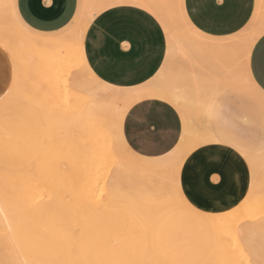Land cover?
I'll return each instance as SVG.
<instances>
[{
	"label": "rangeland",
	"instance_id": "rangeland-1",
	"mask_svg": "<svg viewBox=\"0 0 264 264\" xmlns=\"http://www.w3.org/2000/svg\"><path fill=\"white\" fill-rule=\"evenodd\" d=\"M166 1L169 4L174 2V0ZM2 8L5 9V6H2ZM255 11L258 12L259 18H264V13H262L260 8V0H255ZM1 13L4 15L3 17L0 15L1 30H9H7V35L4 30L5 34L0 35V37L6 35L0 41V48L8 57L7 66L11 74L5 90L0 95V198L7 202L6 205L9 206L11 211H15L17 219L21 221L19 225L21 223L23 232L19 236L20 240L17 243L26 256L33 258L35 264H43V260H48L47 262H49L50 259V262H54V264H124L123 259L119 258L120 253L113 251L117 249V241L108 237L106 232L92 233L89 229L90 227L104 228L113 223L114 227L125 225L126 228H137L140 226L146 229L147 233H150L156 226L153 233V244L163 261H157L153 257L152 235H149L147 236L148 253L143 259L145 264H166L165 262L177 264L181 260H199L200 264H264V96L259 94L246 95L244 92L245 86H241L238 89L234 88L233 85L229 87L233 99L227 108V116H229L230 122L225 125L226 132H228L232 141L247 152L252 162L249 163L247 159H244L243 163L249 171L248 175L245 173V178H248L247 183L245 182L248 188L243 183L245 188L242 186V190L240 188L238 192L240 195L238 193L235 195L232 191L234 188L231 185V180H229L232 173L229 170L230 167H227L228 169L225 168V162H219L220 159L219 161H217L218 159H211L215 160L213 163H216V165L210 164V161L206 160L205 155L201 153L203 152L201 147L204 149L206 145L203 141L206 142L210 138L208 132L212 130V125L196 105L183 107V111L188 118L187 124L183 122L182 133L185 136V141L180 149V154L172 160L167 156L163 158L164 161L160 162L159 157L147 158L137 155L129 149L123 139L122 121L129 106L145 95H170L169 84L179 83L180 79L171 71L172 65H169L156 80V83L159 84L167 83L164 87L167 90L149 86L141 91V97L138 96L140 94L134 96L123 105L120 113L113 118L112 121L115 122L114 130L111 127L112 121L105 128L99 123L96 124L94 122L92 124L93 122H91V125L90 122H85L90 125L83 124L82 138L87 139L81 140L76 136L79 135L77 124L72 122L71 130L64 131L63 129L64 133L59 126L61 123L58 120L61 119L54 117V115L58 114L57 111L59 114L64 113L66 107L64 97L59 93L58 95L62 98L58 96L57 92L53 91L52 93L50 89V86H55V84L50 83L49 77L46 76L49 55L31 52L30 54L20 51L19 55L16 56L11 50V42H8L10 40L8 34L14 33L13 35L15 36L16 33L21 32L6 10L1 9ZM183 30L184 28H181V31ZM67 32L68 27L63 31L55 32L53 35H61ZM3 39L6 41H3ZM68 47L70 51H75L76 46L71 40H69ZM213 55L217 56V53H213ZM210 58L199 57L197 61L199 64H201V61L209 64ZM222 58L224 60V57ZM235 62L238 63L236 59ZM197 69L202 76H205L201 71L200 65ZM81 75L86 80L87 77L83 73ZM13 76L16 77L13 78ZM57 76L58 79L62 78H60V74H57ZM62 76L63 78L66 77L64 74ZM86 81L92 87L97 86L88 79ZM11 90L13 94H17V91L25 92L30 97V102L23 101L18 96L8 95ZM70 98L69 103L71 100L78 102L79 99V103H83L81 98H78L77 101L76 97ZM5 103L7 106L3 107ZM70 104L74 106L73 102ZM61 105L62 107H60ZM222 105L224 104L219 102V108ZM56 106H58L57 110ZM52 110H54V115L50 112ZM50 116L51 118H49ZM51 128L52 131H50ZM91 129L94 130L91 131ZM89 132L100 135L99 137L96 135L97 137L94 136V138L100 139L103 143L113 142L114 138H116L127 156L137 162L150 165L153 169L157 167L155 172L153 174L136 172V176H130L132 183L136 181L137 184L135 183V186L132 184L128 185L130 183L128 178V180L124 179L126 184L124 180L123 183L121 182L120 195L122 196L119 198L121 200L115 203L110 202L109 204L104 192L107 190L108 184L106 179L113 173L115 164L109 159L107 160L108 163L104 160L105 163L104 161L103 163L105 165L102 164L101 167L102 173L101 170L97 169L96 180L92 184L96 188L93 189L92 187V190L87 193L85 187L88 186L91 178H93V172L98 167L95 162L99 160L96 157L97 153V155H94L91 151L89 152V148L87 149L91 141L95 143L93 138L92 140L89 138ZM47 133L48 135L52 133L49 136H52L53 140L46 136ZM60 134L61 136H59ZM88 138L90 139L89 142ZM46 139L50 141L48 142ZM84 140H87V143L83 144ZM192 157H195V159H192ZM88 162H91V164ZM177 162L179 163L178 167L175 166ZM108 164L111 166L110 168ZM88 166H91L90 169H88ZM105 168L108 171L105 172ZM211 169H216V184L210 192H205L202 190V171ZM103 170L106 174L109 173L106 175ZM224 170L227 173L223 172ZM173 172L175 173L174 185ZM3 173L5 174L3 175ZM227 174L229 175L227 176ZM105 175L106 178L104 177ZM101 178H105V181L103 182ZM149 180L151 184L148 183ZM144 181H146V185L143 183ZM244 181L246 180L244 179ZM244 181L242 180V182ZM99 182L105 187V190L98 185ZM135 187L139 188L140 191ZM46 189L55 191L61 195V198L63 196L68 197L64 198L63 202L65 204L61 205L58 203L56 207H47L49 195L45 192ZM124 189L127 190L125 191ZM143 189L149 190L144 191ZM245 189L249 191L246 192L244 191ZM241 191L245 192L244 194H248L244 195ZM75 195L79 196L78 199L76 198L77 205L79 208L82 207L81 209L76 207L78 210H74L73 203L68 201L70 199L72 201V196ZM181 195L197 213L194 218L181 219L179 217L176 199ZM80 196H85L83 199L87 203V208L84 207L85 203L82 202L83 204L81 205L83 199ZM122 197L124 198L122 199ZM90 198L91 201L89 200ZM92 202L95 204H92ZM88 203L90 209L93 205L91 209L93 212L90 214L87 212L89 215L85 213L89 208ZM97 203L99 204L97 205L98 207L96 206ZM94 206L97 207L96 210L93 208ZM138 207L143 209L140 212H146L150 215L153 213L152 211L157 209L156 207L163 209L153 216L151 222H148L150 219L143 220L139 214L140 212H138ZM90 209L88 210L90 211ZM79 210L82 213L85 211L84 213L87 214V217L83 213L84 215H81L82 218H80L81 212ZM262 224L263 226H261ZM177 234L183 239H178ZM134 238V243L137 244L138 237L135 236ZM101 240L106 242V248L97 245V241ZM11 241L9 232L0 220V250H3L0 252V264L6 262V264L10 262V264H16L17 259H13L14 261L12 258L7 259V257L12 256L10 251V248H12ZM178 247L183 252H189L190 250L189 254L185 255L183 252L178 254L176 252ZM43 249H46L44 255L48 254L45 255V258L42 257L41 253ZM57 258L61 260L57 261ZM17 263L19 262L17 261Z\"/></svg>",
	"mask_w": 264,
	"mask_h": 264
},
{
	"label": "crops",
	"instance_id": "crops-1",
	"mask_svg": "<svg viewBox=\"0 0 264 264\" xmlns=\"http://www.w3.org/2000/svg\"><path fill=\"white\" fill-rule=\"evenodd\" d=\"M183 7L188 21L200 32L203 40L202 43L192 45L185 53L176 52L170 57L167 36L160 21L149 10L139 5L121 3L104 9L90 22L83 40L85 61L92 73L102 82L125 91H135L122 103L117 115L123 105L140 94L144 87L156 85L157 77L169 65H173L174 60L191 62L190 66L194 68V74L180 78L179 83L170 85L176 86L181 92V84L187 80L191 88L193 85L192 91L184 90L187 94L215 93L210 114L213 133L229 149L247 153L232 141L226 132L225 125L230 122L227 108L224 105L219 108L216 98H223L226 80L225 44L231 43L233 35L241 30L237 29L236 25L244 20L245 16L251 19L255 10V0H183ZM11 9L16 21L18 17H23L29 22L31 31L23 28L27 32L40 37H55L58 36L53 35L55 32L63 31L67 27L70 29L75 24L81 13L82 0L80 2L79 0H11ZM209 41L213 42L211 47H209ZM213 53H217V56ZM199 57L210 58L209 64L216 67L222 79L211 76L206 80L197 69L200 65L197 61ZM7 61L8 57L0 48V95L5 90L11 74ZM231 85L238 89L244 86V81L230 83L227 85L228 88ZM138 96L141 97V94ZM204 101L207 102L208 99ZM5 106H7L6 103L3 107ZM183 107L185 106L182 101L171 92L170 95H145L137 99L129 106L122 121V135L126 145L142 157H159V161L162 162L163 158L168 156L172 160L180 154L185 141L182 133L183 122L187 124L188 118ZM143 113H155L159 127L152 125L142 115ZM213 125H215L214 128ZM147 127L156 128L161 133L159 141L151 144L143 143ZM117 143L123 151L118 140ZM137 163L147 165L142 162ZM46 205L56 207L50 202ZM19 222L21 221L16 216L13 230L16 243L23 232ZM89 229L92 233L106 232L108 237L114 238L117 241L116 248L124 249V251H118L119 258L123 259L124 264H145L143 259L148 253L147 236L152 235L153 257L157 261H163L153 244L156 226L150 233L140 226L137 228L114 227L113 223L104 228L90 227ZM135 236L138 237L137 244L133 242ZM45 251L46 249L41 251L43 258L48 255H44Z\"/></svg>",
	"mask_w": 264,
	"mask_h": 264
},
{
	"label": "bare ground",
	"instance_id": "bare-ground-1",
	"mask_svg": "<svg viewBox=\"0 0 264 264\" xmlns=\"http://www.w3.org/2000/svg\"><path fill=\"white\" fill-rule=\"evenodd\" d=\"M121 3H132V4L139 5V6L143 7V8H145V9L149 10L160 21V23L163 26V29H164V31L166 33V36H167L168 48H169L168 49V53H169V56L170 57H172L174 55V53H176V52H178V53H181V52L182 53H185L187 51V49H189L192 45H196V43H202L203 42V40L200 37V32L197 29H195L194 26H192V24L188 21L186 15H185L184 7H183V0H174V2L171 3V4H169V2H167L166 0H82L81 13H80L77 21L75 22V24L70 29H68V32L67 33H63V34L58 35V36H55V37H40V36H37V35H34V34H31V33L27 32L16 21L14 15H13L12 9H11V0H0V8L2 10H6L8 12L7 14L11 17L13 23L19 28L20 32L22 33V34L21 33H16L15 36L13 35L14 33L13 34H8V37L10 39L8 42L9 43L11 42V44H12L11 50L14 52V54H16V56L19 55V52L20 51H23V52H26V53H30L31 52V53H34V54L41 53V54H47V55H49L48 56V59L46 58L47 61H48L47 62L48 63V69H47L48 72H47V75L46 76L49 77V82L50 83L55 84V86L54 85L52 86L50 84L52 86V87L50 86V89L52 90V93L54 91V92H57V95L59 93L60 95H62L64 97V99H65V107H66V111L64 113H61L62 110L60 111L61 114H59L58 111H57L58 114H56V112H54L56 114V116L53 114V111L54 110H52L50 112L54 115V117H58V118L61 119V120H58V121L61 123V125H59V126L62 128V131H63V129H64V131H68L71 128V123L72 122L75 123V124H77V128H78L79 135H76V136L79 137V139H81V140L87 139V138H82V133L84 131L83 124H86L85 122H90V124H91V122H93L92 124H94V122H95L96 124L97 123L102 124L103 128H105V126L107 127V125L113 120V118L116 117L117 112H118L120 106L122 105V103L132 93L135 92V91H131V90L130 91H127V90L125 91V90L119 89L117 87H114V86H111V85H108V84L102 82L89 69V67H88V65H87V63L85 61L84 51H83L84 35H85V32H86V30H87L90 22L95 17V15H97L98 13H100L101 11H103L104 9H106V8L112 6V5L121 4ZM2 6L3 7L5 6V9H3ZM0 15L2 17L4 16V15H2V13ZM3 20L6 21V19H4V18H3ZM250 20L253 21L252 26H251V32H247V31L240 30L238 33H236V34L233 35V40L231 41V43H226L225 44L226 49H225L224 74H225V77H226L225 78L226 79L225 80V84H227V85L230 84V83H233V82H237V81H244L242 71H237V69L239 68V62L238 63L235 62V55H234L235 49L240 44H242L244 41H246L247 39H249L251 37V34L253 32L254 33H259L260 30L262 28H264V18H259L257 11L253 12V15H252V17H251ZM0 21H1V19H0ZM181 28H184V30L181 31ZM1 29L2 28L0 27V32H2V33H0V35L1 34H5V32H6V35H7V32H8L7 30H9V29H5V30L3 29L5 32L3 30H1ZM5 36L4 35L1 36L0 37V41H2L1 40L2 37H5ZM258 38H259V36L257 35V39ZM4 40L5 39H3V41ZM69 40H71L73 42L74 46H76L75 47V51H73V52L68 49L69 48L68 47ZM8 48L10 49V47H8ZM12 55H13V53H12ZM221 69L223 71V65H222ZM62 73L66 76L65 78H63V76H62L63 74ZM82 73L85 75V77H87L86 80L88 79L90 82H92V84L94 83L97 86L96 87H92L91 85H89V82H87L86 80H84L85 78L83 79V77L81 75ZM57 74L58 75L60 74V78L61 77L62 78L61 79H58ZM15 77L16 76H13V78H15ZM12 82L14 83L13 80H12ZM166 84L156 83V85H151V86H154L155 88H157V87L158 88H164ZM144 88H146V87H144ZM181 88H182L181 89V92H179L178 91V88L176 86H173V85H170L169 84V88L168 89H169V91L171 93H173L174 95H176L182 101V103H183V105L185 107H189V106L193 107L195 105L197 107H199V109L202 112V114L206 117V119L208 121H210L211 106H212V102H213L215 93H212V94L211 93L210 94H203V95L202 94L201 95L200 94L199 95L198 94H195V95L194 94H187V93H185V91H187L188 88L186 87V84L184 82H183V84H181ZM192 88H193V85H192ZM49 92L51 93V91H49ZM8 93H9L8 95H10V96L14 95V96H18L19 98H22L23 101L26 100V101H29L30 102V100H31L30 97L28 95H26V93L23 92V91H17V94H15V93L13 94V92L11 90ZM60 95H58V96H60ZM77 96H79L78 98H81V100H83V103L82 102L79 103L80 99L78 100ZM70 97H76L77 98L76 101L78 100V102H75V101H72V100L70 102V103L73 102V104H74L75 107L69 103V100L71 99ZM13 98L18 99L17 97H13ZM203 99L204 100H207L208 99V101L206 102ZM62 105L60 107H62ZM57 107L58 106H56V110H57ZM54 109H55V107H54ZM34 110H36V109H34ZM46 111H49V110H46ZM49 118H51V116ZM111 124H112L111 127L114 130L115 122L112 121ZM89 125H87V126H89ZM56 128H58V127L56 126ZM53 130H55V129H53ZM93 130L91 129V131H93ZM50 131H52V128L50 129ZM59 132H60V130H59ZM74 132H75V130H74ZM98 132H99V128H98ZM50 134L52 135V133H49V135ZM88 134L90 135L89 138L91 140L93 138L95 143H93V141H91V144H89V147H87V149L89 148L90 149L89 152L91 151L94 155H97L98 154L96 157H97V160L98 159L99 160L95 162V163H97V166L98 167L95 168V172H93V176H92L93 178H91L90 182L88 183V186H87L88 188L85 187L86 188L85 191L87 193L90 190H92V187H93V189L96 188V186L94 187V186H92V184L96 180V176H97L96 175L97 174L96 172H97V169L100 171L102 169L101 168L102 167V164H104L105 161H106V163H108V161H107L108 159L110 161H112V163L115 164V168H114L113 173L111 174V176H109L106 179V181L108 183L107 184V190H105V187L101 185L105 181L104 179L106 178V175L109 173V172L107 174L105 173L106 171H108V170H106V168H105V172L103 170V172L106 174L104 176L105 178L104 179L101 178L103 180V182L101 180V184L99 182L98 185L99 186H102V189L105 190V192L103 191L105 193V195L103 193H101V194L106 197V200L109 202V204H110V202H114L115 203V202H118V200H121V199H119L120 196H122V195H120L121 182L123 183V180L124 179H127L128 178L129 181H130L131 178H129V177L130 176H133V177L136 176L135 175L136 172L137 173H141V174H153L155 172V169L157 167L155 169H153L150 165H144V164L137 163V162L131 160L129 157H127L125 155V153L119 147L116 138H114V141L113 142H110V143H108V142L106 143L105 142V143H103L100 139L94 138V136H96L97 134L90 133V132ZM49 135L47 133L46 136H48V138L50 140H53V137L52 136H49ZM208 135H209L210 138L208 139V141H206V139H204L206 142L203 141V143L206 144V145H205V148L204 149L201 147V149L203 151L201 153H203L205 155V157L207 158L206 160L210 161V164H215L216 165V163H213V162H215V160L213 161L211 159H216V160L218 159L217 161H219V159H220L219 162H221V161L225 162V164H226V167L224 165L225 168H227V167H230L231 168L232 167L231 169L229 168V170L232 171V173L230 174L231 176H230V179L229 180H231V185L233 186V188L235 190V191L234 190H232V191L236 195V193H238L239 190H240V188L243 186V183H245V182L247 183V180H248V178H245V173H246V175H248L249 171L247 170L246 166L243 163L244 162V159H247L249 161V163H252L251 162V159H250V157H249V155L247 153H241V152L233 151V150L229 149L228 147H226L225 145H223L218 140V138L215 136V134L213 133L212 130L210 132H208ZM59 136H61V134ZM97 136L99 137L100 135H97ZM89 138H88V142L90 140ZM50 140H47L46 139V141H48V142ZM111 140H112V138H111ZM48 142H46V143L48 144ZM85 142L87 143V140H84L83 144ZM47 144H46V146H47ZM85 156H86V154H85ZM176 160H178V159H176ZM103 161H104V163H103ZM88 163L91 164V162H88ZM114 164H112V165H114ZM87 165H86V167H87ZM90 167L88 166V169H90ZM110 167L111 166L109 165V168ZM222 168H223V166H222ZM83 169H84V167H83ZM84 172H85V170H84ZM223 172H225V170ZM101 173H102V170H101ZM225 173H227V172H225ZM4 174L5 173H3V175ZM99 175H101V174H99ZM228 175L229 174H227V176ZM140 176H142V175H140ZM169 176H171V175H169ZM135 179H136V177H135ZM227 179H228V177H227ZM244 179L246 181H244ZM138 180H140V179L138 178ZM242 180L244 182H242ZM149 181H148V183L151 184V181L150 182ZM180 182H181V180H180ZM124 183H125V180H124ZM135 183H136V181L134 183H132V181H130V183L128 185L132 184L133 186H135L134 185ZM143 183H145V185H146V181H144ZM246 183H245L244 186H247ZM105 184H106V182H105ZM125 184H123V185H125ZM94 185H97V184H94ZM160 186L163 187V185H161V184H160ZM128 188H130V187H128ZM135 188L137 190H139V188H137V187H135ZM246 188H248V186ZM148 190H144V191H148ZM241 190H242V188H241ZM244 191L248 192L249 190H246L245 189ZM45 192L49 195L48 202H50L53 205H57L58 203L61 204V205L62 204L64 205L65 204L63 202L64 201V198L65 199L68 198V197H65V196H63L61 198L60 197L61 196L60 194L56 193L55 191L49 190V189H46ZM79 193H80V191H79ZM79 193H76V194H79ZM242 193L244 194L245 192H242ZM82 194H84V193H82ZM142 194H143V192H142ZM247 194H244V195H247ZM127 195L129 196V194H127ZM82 196H80V197L83 199L85 196L84 197H82ZM130 196H132V195H130ZM72 197H73V200L70 201L71 200L70 199L68 201L71 202V203H73V209L74 210L75 209L78 210L79 206L76 203L77 202L76 201V198L78 199L79 196L78 195H75V196H72ZM143 197H144V195H143ZM81 198H79V199L81 200ZM91 198L89 199L90 201H91ZM123 198L124 197H122V199ZM92 199H94V198H92ZM98 199H99V197H98ZM83 200L81 201V205L86 202L85 199H83ZM89 200H87V201L90 202ZM68 201L66 200V202H68ZM107 201H106V203H108ZM94 202H92V204ZM6 203L7 202L5 200H2L0 198V220L2 221V224L5 227V229L9 232L10 237H11V240H12L11 241L12 248H10V251H11L12 256L11 257H7V259H9V258H12V260L13 259H17V261L19 263H17V261H16V264H35V260L33 258L29 257V256H26V254L22 252V250L19 248V246L17 245V243L15 241V238H14V235H13V230H14V224H15L16 214H15V211H13V210L11 211L10 210L9 206H7ZM86 204L87 203H85V206L84 205L83 206L87 208V205ZM97 205H99V204L97 203L96 206ZM125 205H127V204H125ZM88 206H89V203H88ZM92 206H91V209H92ZM96 206L93 207V208H95V210L98 207V206L97 207ZM76 207H78V208H76ZM81 208H79V209H81ZM138 208H139L138 209V212L143 211L142 208H140V207H138ZM156 208L157 209H155L154 211H152L153 213H151V215L149 213H146V212H140L139 214L142 216L143 220L144 219H147V220L150 219V221H148V222H151V219L153 218V216L158 211H160V210L163 209V208L160 209V207H156ZM88 209H90V206H89ZM88 209H87L86 212L85 211L84 212L85 213L89 212V214L91 212H93V211H91V209H90V211ZM79 211L81 212V210H79ZM76 212H78V211H76ZM83 213L82 212H81V214L79 213L80 214L79 216L85 214V213L84 214ZM87 214H85L86 217H87ZM213 214H215V213H213ZM85 216H84V218H85ZM80 218H82V216ZM261 226H263V224ZM245 230H247V229H245ZM249 233H250V231H249ZM251 238H249V239H251ZM218 239H219V237H218ZM245 240H246V238H245ZM256 240H257V238H256ZM253 243H254V241H253ZM249 244H247V245H249ZM245 245H246V243H245ZM2 251L0 250V252H2ZM215 251L217 252V250H215ZM4 254H3V256H4ZM58 257H60V256H58ZM59 259L57 258L56 260L59 261ZM259 259H260V257H259ZM3 261H2V263H4ZM47 261L46 260L45 261L43 260V264H54V262H52V263L50 262L51 259L49 261L50 263L47 262ZM53 261H54V259H53ZM207 262H209V261H207ZM6 263H4V264H6ZM255 263H256V261H255Z\"/></svg>",
	"mask_w": 264,
	"mask_h": 264
},
{
	"label": "snow or ice",
	"instance_id": "snow-or-ice-1",
	"mask_svg": "<svg viewBox=\"0 0 264 264\" xmlns=\"http://www.w3.org/2000/svg\"><path fill=\"white\" fill-rule=\"evenodd\" d=\"M260 8L262 13H264V0H260ZM194 19V18H193ZM18 23L22 28L31 31V26L29 22L25 21L23 17L17 18ZM253 21L249 20L247 16L245 19L240 21L236 25L237 29H241L242 31L251 32V26ZM257 35L259 36V40H257ZM206 39V38H205ZM213 42L209 41V47H211ZM235 59L239 62V68L237 71H242L243 79H244V92L246 95H255L259 94L264 96V28L260 30L259 33H252L251 37L240 44L234 51ZM191 62H182V61H173L171 71L174 75L180 79L186 76H191L194 74V68L190 66ZM201 71L205 75L206 80L211 76H215L217 79H222L221 73L217 71L216 67L211 66L210 64L201 61L200 64ZM184 83L189 91H192L191 84L189 81L185 80ZM198 91H203L202 89H197ZM223 99L221 97H217V102L224 104L225 108L230 106L231 100L233 99L227 84L224 86V90L222 93ZM144 117L150 121L152 125L157 124V117L155 113H143ZM145 136L143 137V143L151 144L160 140L161 133L153 127H147L145 129ZM135 147V145H133ZM195 159V157H192ZM191 162V161H189ZM176 167L179 166L177 162ZM216 169L211 170H203V183L202 190L205 192H210L216 184ZM222 175V174H221ZM175 180V173L173 172V185ZM178 192V190H177ZM176 208L179 213V217L183 218H194L197 213L194 209H192L191 205L187 203V200L178 196L176 199ZM118 227H125V225H118ZM178 239H183V237L177 234ZM134 242V241H133ZM97 245L99 247L106 248L105 241H97ZM113 251H124V249H116ZM178 254L182 253L183 250L179 247L176 249ZM190 252V250H189ZM189 252H183V254L188 255ZM177 264H200L199 260H181L178 261Z\"/></svg>",
	"mask_w": 264,
	"mask_h": 264
}]
</instances>
